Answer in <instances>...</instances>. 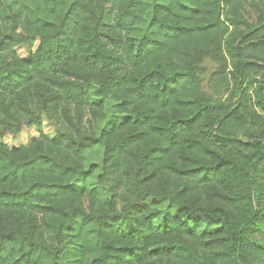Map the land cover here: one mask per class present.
<instances>
[{
    "label": "trees",
    "instance_id": "1",
    "mask_svg": "<svg viewBox=\"0 0 264 264\" xmlns=\"http://www.w3.org/2000/svg\"><path fill=\"white\" fill-rule=\"evenodd\" d=\"M15 3L0 130L54 131L0 143V264H264V0Z\"/></svg>",
    "mask_w": 264,
    "mask_h": 264
},
{
    "label": "rangeland",
    "instance_id": "2",
    "mask_svg": "<svg viewBox=\"0 0 264 264\" xmlns=\"http://www.w3.org/2000/svg\"><path fill=\"white\" fill-rule=\"evenodd\" d=\"M6 5H8L5 11H0L1 14L9 13L14 11L16 8L15 0H2ZM232 8L238 13L245 10V3L241 2L235 4ZM240 42L239 40L236 43ZM37 44V41L26 45H18L15 47L16 52L22 58H27L28 55L33 52ZM202 74H201V84L204 93L215 100H224L228 96L230 85L225 79L220 78L219 71H221V63L212 59L206 58L201 64ZM229 69V68H228ZM228 71V70H227ZM259 73L256 69L250 70L248 72V81L251 78H255ZM41 126H23L19 133L10 134L0 130V143L9 147L26 146L32 140L39 136V134L44 133L48 135L53 134V126L49 124L43 116H41Z\"/></svg>",
    "mask_w": 264,
    "mask_h": 264
}]
</instances>
